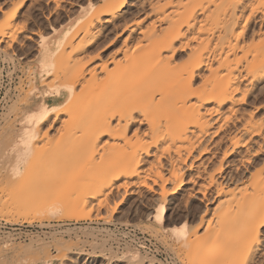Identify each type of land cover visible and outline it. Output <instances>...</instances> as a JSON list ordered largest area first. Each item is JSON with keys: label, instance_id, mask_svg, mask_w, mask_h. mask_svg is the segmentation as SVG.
<instances>
[{"label": "bare ground", "instance_id": "6f19581e", "mask_svg": "<svg viewBox=\"0 0 264 264\" xmlns=\"http://www.w3.org/2000/svg\"><path fill=\"white\" fill-rule=\"evenodd\" d=\"M51 1L73 6L71 1ZM88 3L93 4L91 0ZM93 6L86 15L80 11L82 20L68 29H51L50 34L38 36L36 94L23 96L32 101L33 109L23 117L25 126L13 143L14 161L8 157L13 163L2 169L5 173L8 166L11 171L5 173V184L4 178L0 179L1 196L18 203L12 210L23 218L36 206L38 222L56 217L108 222L100 212L116 211L121 201L110 202L114 194L123 199L143 189L151 194L155 206L152 223L159 228L154 233L175 237L185 235L189 228L186 222L165 225L169 196L186 184L198 186L188 197L194 199L202 192L206 205L203 203L204 214L194 232L203 226L214 227L217 220L222 223L220 228L231 218L233 195L230 198L227 182H236L240 168L255 164L238 179L244 188L240 200L235 201L238 222L233 219L234 226L242 228V251L219 255L215 263L252 262L262 254L260 237L264 234V145L258 146L256 141L253 152L248 147L255 138L264 144V0H105L99 7ZM132 12L143 14L144 21L127 22L126 16ZM15 17V12L10 13L0 27V42L5 47L15 41ZM119 19L123 21L121 31L125 28L127 35L118 56L101 60L92 54L94 41ZM184 50L185 57L178 61ZM45 145H51L50 149L42 147ZM242 148L244 153L239 151ZM66 154L83 158L88 167L83 162L84 169L70 168L72 173L80 170L70 176L67 173L70 179L65 187L58 182L67 179L66 174L62 176L63 167L69 161L73 167L77 163ZM165 156L167 168L159 170V161ZM216 159V165L212 164ZM194 160H200L202 170L185 175V170L194 168ZM224 166L236 174L224 172ZM44 179L58 182L56 193ZM199 180L203 183L198 185ZM45 185L49 189L44 194ZM50 189L53 191L48 194ZM24 199H28L25 204L21 202ZM7 203H0L2 216L10 215L8 208L2 210L4 204L10 205ZM210 204L212 208H207ZM30 243L6 245L2 252L8 259L1 260L28 264L27 256L43 254V264H47L48 247L36 240ZM59 246L57 243V258L62 259L67 247ZM137 254L130 252L125 259L153 264Z\"/></svg>", "mask_w": 264, "mask_h": 264}, {"label": "rangeland", "instance_id": "374dc122", "mask_svg": "<svg viewBox=\"0 0 264 264\" xmlns=\"http://www.w3.org/2000/svg\"><path fill=\"white\" fill-rule=\"evenodd\" d=\"M66 1H71L73 3V6L69 8L66 2L53 3V1L51 0H37V1L36 0H0V27L2 23L6 20V17L10 15V13L15 12V16H16L13 22L14 29H16V32L13 35L15 41L11 43L10 46L7 47H5L4 43L0 42V147H1L0 148V175H1L0 179L1 177L2 179L4 178L3 183L7 179V178L5 179V177H7L6 174L7 175L10 174L9 172L11 171V169H9V167L6 166V169H8L7 172L9 171L7 173L5 172L6 169H4L5 170L4 172L6 174L3 173L2 169L5 165L10 164L9 166H11L13 162L10 160L13 159L14 161L12 154V152H14L13 143L15 144L17 140H19V135H21L22 128L25 126L23 117H26L33 109L31 106L32 101L31 100L27 101L25 97L23 98V96H25V94H28V92H31L32 94H36L35 93L36 92V56H37L36 44L38 42V36L39 35L46 36L50 34L51 29H60V31L63 29L65 30L66 28L68 29L70 25L82 20V16L79 14L80 11H85L84 15H86L90 6L94 5L93 9H95L99 7V5L102 4L105 0H91L93 4H89L88 3L89 0H66ZM56 4L58 6H56ZM133 12L126 16L127 22L129 21L132 22L134 20L138 22H140V20L144 21L142 20V18H144L143 14H135ZM122 22L123 21L121 19L117 20L114 24V27L113 26L108 27L106 30H104L105 32H103L102 36L94 41V43L96 44V45L94 44L95 46L93 47L94 50L92 49V54L94 56L95 54H98L99 56L98 55L97 56L101 60H105V59L107 60L111 56L115 54L117 55L118 50L122 43L121 41L127 35V30L125 28L123 29V31H121V27L123 26ZM95 48L97 49L96 52H95L96 50ZM185 54H186V50L179 53L176 59L178 61L182 60L185 57ZM30 88L31 90L32 88H34V90L30 91L29 90ZM251 108L252 107H249L247 109L250 110ZM20 111L21 112L24 111V112L20 113ZM260 113L262 115L263 110L262 111L260 110ZM14 116H17V118H15ZM256 141L259 142L258 146L261 144L264 145L263 142L261 143L259 139L255 138L254 141H252L251 143L248 142L249 143L248 147L250 148L251 152H253V150L257 148V144H255L257 143ZM35 144L36 143H34L33 145ZM51 145L50 146L45 145L42 147L44 148L47 147V149L48 148L50 149ZM53 146L55 145H52L51 148L55 149L56 146L55 147ZM42 147H38V148L41 149ZM45 151L46 150L44 149V153ZM239 151L240 152L242 151V153L245 152L243 148L240 149ZM43 156L44 155L42 154V157ZM67 156L68 155L66 154V158H69L70 160L74 159L72 158L73 156L71 155L68 157ZM8 157H12V159ZM74 157H76V155H74ZM7 158L9 159V161L7 160ZM64 158L65 157H63V159ZM76 158L77 159L73 160L74 163H76L75 160H77L75 167H73L72 160H71L72 162L71 164H69L70 161L67 162L68 159L67 161L64 160L65 162L68 163L67 165H65V167L69 171L66 172V169H64L65 167H63V171H65V173L62 172L63 173L62 176L64 174H66L65 176H67L68 172H69L68 175L71 174L74 168L80 166L82 167L81 164H83L84 159L80 158L79 156H77ZM165 158L166 156L161 158V160L159 161L160 163V164L158 163L159 167L161 166L159 170H165V168H167L168 161L166 159L168 158L166 159ZM33 160L36 161V158ZM151 160L152 159L150 158V161ZM87 161L86 163L88 162L90 163V161L88 162ZM199 161L200 160H194L193 161L194 168L189 171L185 170L184 174L195 175L198 171H201L202 166L199 164L200 163ZM217 161L218 159L213 160L212 164L216 165ZM32 163L34 164L35 167L34 170V174H35L36 165L34 162ZM212 164H210L209 165L210 167L208 166L207 168L210 169L212 167L211 166ZM68 165H71L72 167L71 166L69 167ZM84 165L88 167V164H85V162ZM254 165L247 166L246 170L244 168H240V171L242 172L241 173L239 172L238 174L239 177L241 178V175H246L249 171L253 169L252 167H254ZM85 166H83L82 168L84 169ZM70 168L71 169L73 168V170H70ZM78 170H75L74 172H79ZM223 170L224 172H230L232 174H236L233 168L230 169L229 167L224 166ZM61 171L62 168L61 170L59 168L58 172ZM74 172L72 174H74ZM43 176L42 178H44ZM69 176H67V179L66 178L62 179L60 177L61 179L58 180V182H60V185L62 184L66 187L69 184L68 182L70 179ZM239 177L237 178L240 179ZM216 179L218 181L221 180V178L218 176H216ZM238 179L236 182L234 181L227 182L226 185V187H228L227 188L228 190L227 189L226 190L230 191L229 194L232 193L230 195V198L232 195L233 196L231 198L232 201L230 202L231 207L229 208V212H230L229 217L231 216V218H228L227 220L228 222L226 221L227 223L225 222L223 223L225 227L224 226L220 227L222 228V230H220L219 228V225L221 226L222 223L219 220H217L219 222V224H217L218 226L215 224L213 225L214 227L211 226L209 229L203 226L204 229L202 228L194 232L195 231L194 228L196 224H198L197 222H199L200 220L199 218H201V216L204 214V209L206 205V203H204L205 201L202 200L201 190H200L201 193L195 194L194 199L188 197L189 193H195V191L198 190V186H194L192 188V185L186 184L183 190L179 191L175 195L169 196L168 205L166 208L167 222L165 225L167 227H171V226L173 227V226L181 225L182 222L183 223L186 222L185 224L188 223L187 225L189 228L185 235H177L175 237L163 236L154 233L155 231H158L159 228L158 225L152 223V216L154 214L155 206L154 203L151 201L152 200L151 194L144 191L143 189L142 190L138 189L139 190L138 192L137 190H135L136 193L133 192L134 194H130L128 195V197L126 196L123 199H121V195L119 196L118 194H116V196L118 195L117 197L114 194L110 198L111 200L110 202L112 203H119L121 201L114 213L110 214V213H106L105 211L100 212V216H106V220H108V223L112 224L110 229H108V227H104L102 225L97 224V221H102V220H91V221L82 220L76 223L79 224L80 222L81 223L85 222L84 225L73 226V227H77L74 229H70L72 228L71 226L69 227L68 230H65V232L63 233L55 232L51 224L55 222H75L74 220L58 219V217H56V218H48L43 222L42 221L38 222L35 217L36 206H33L35 207L34 210L32 208L34 212H32V210L30 209L31 212L29 213L27 212L28 216L25 213L26 217L23 214L24 215L23 218L17 215L16 213H13L16 211V210L13 211L14 208L17 206L15 204L18 203L14 202V204H12V202H10L9 200L7 199L4 200V197H6L5 194L1 196L2 194L0 193V200L2 198L0 203L2 201H5V203L9 201L7 204H10L9 206L7 205V207L4 204L3 207L4 209H2V210H6L5 208H8L7 211L9 210L8 213L10 215H6V216L0 215V220L5 221L10 225L16 224L22 226L21 230L18 231V233H15V231L7 228L0 230V249H1L0 264L7 263V260L6 261L1 260V258L6 259L8 257V255L6 256L5 253H3L4 251L2 252V250H4V247L6 245H9V247L14 245L26 246L30 241L31 243H33L35 240L37 241V243L39 241L40 243H43L46 247H48L49 259L47 264H125L123 262L125 256L126 255L128 256L130 252L136 254L138 253L137 255L139 257L142 256V258H144L146 261L152 260L153 264H214L216 260L219 258V255H223L231 251L240 252V250L242 251L241 248L242 245H244L242 244L243 243L242 239L244 241V238L243 236L241 237L240 234V231L242 232L241 230L242 228L241 226H239L240 224H237L236 226V223L238 221L234 218L236 217L235 214H237L236 212L237 205H235V201L237 200L238 202V200H240L241 195L243 193L242 188H244L242 185V181L241 180L238 181ZM18 180L16 179L15 181ZM46 180L47 179H44V181ZM47 181H49L52 184L51 185L49 183L50 185L47 186L50 187L53 186V189L55 188L54 192H52L53 189L48 190L49 191L48 194H50L51 192L56 193L57 192L56 190H58V188L60 187V186L58 187V182H53L50 180ZM3 183L1 186H4L5 183L4 184ZM201 183L203 182L199 180L198 185ZM64 186L62 187L63 189ZM46 188L47 187L45 185L44 188L45 190L43 189L44 194L47 193V189H49V187L47 189ZM208 191L211 193L212 189ZM208 191L207 190L205 191V194L207 196H209L210 194L207 193ZM27 200L24 199L21 202L25 204L26 202H28ZM0 206L2 207V205ZM206 207L212 208V205L210 204L207 205ZM23 212L21 211V213ZM31 213L33 216H31ZM93 217L94 215H92L91 218ZM233 218L235 219V222L237 221L235 223V226H234ZM217 221L216 223H218ZM27 225L33 228L32 232H26V229L23 228V226H27ZM119 227L121 229L126 228V233L123 234L120 230H118ZM237 227L238 228L240 227V229L238 230ZM221 231H222L221 234L218 233ZM137 233L147 235L154 242H151L150 247L147 245L146 248L143 250L137 248L134 244H132L133 243L132 241L137 239ZM186 237H189V241L185 240ZM260 238L262 245L259 249L262 250L261 253L263 255L258 254L255 257V259L252 262H249L248 264H264V234ZM57 243H59L60 246L62 247L63 246L65 248L67 247L66 249L64 248L65 250H63L65 253L62 259H59V257L57 258V256L60 255L56 250ZM68 246L71 248H68ZM67 250L75 252L76 254H69ZM35 255L37 256H33L31 254L29 257L27 256L26 258L27 259L29 258V260L30 258L35 259L34 262L33 260H30L33 262V264H43L46 256L43 254L41 255L35 254ZM102 257H105V259ZM29 260L27 262L28 264L29 263L31 264ZM125 260L127 261L129 260L127 264H147L144 262L139 263L138 261L137 262L132 261L131 259H125Z\"/></svg>", "mask_w": 264, "mask_h": 264}, {"label": "built area", "instance_id": "2783aa9c", "mask_svg": "<svg viewBox=\"0 0 264 264\" xmlns=\"http://www.w3.org/2000/svg\"><path fill=\"white\" fill-rule=\"evenodd\" d=\"M84 224H85V222H83V223L80 222L79 224H77L76 222H55V223H52L51 226H53L52 228L54 229L55 232L63 233V232H65V230H68L69 227H71V226H72V228H70V229H74L77 227H73V226H80V225H84ZM97 224L102 225L104 227H108V229H110V227L112 225V224H110L108 222H104V221H97ZM6 228L15 231V233H18V231L21 230L22 226L16 225V224L10 225V224L6 223L5 221L0 220V230L6 229ZM23 228L26 229V232H32V229H33L29 225L23 226ZM112 228H114V227H112ZM118 230H120L123 234L126 233V228L121 229L119 227ZM132 242H133L132 244H134L137 248L143 250L146 248L147 245L150 247L151 242H154V241L151 240V238L145 234L137 233V239L132 241Z\"/></svg>", "mask_w": 264, "mask_h": 264}]
</instances>
